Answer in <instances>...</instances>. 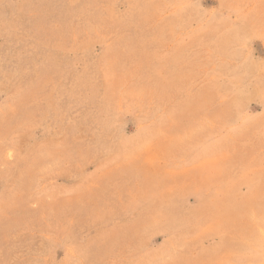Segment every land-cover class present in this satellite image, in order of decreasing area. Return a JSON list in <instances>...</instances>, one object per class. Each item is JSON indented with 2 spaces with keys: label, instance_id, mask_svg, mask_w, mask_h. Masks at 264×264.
Segmentation results:
<instances>
[{
  "label": "rangeland",
  "instance_id": "374dc122",
  "mask_svg": "<svg viewBox=\"0 0 264 264\" xmlns=\"http://www.w3.org/2000/svg\"><path fill=\"white\" fill-rule=\"evenodd\" d=\"M0 264H264V0H0Z\"/></svg>",
  "mask_w": 264,
  "mask_h": 264
}]
</instances>
